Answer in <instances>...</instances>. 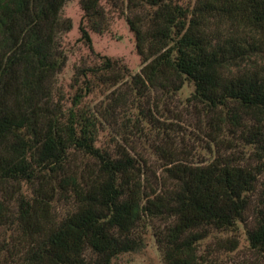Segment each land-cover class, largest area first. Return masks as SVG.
<instances>
[{
    "label": "trees",
    "instance_id": "trees-1",
    "mask_svg": "<svg viewBox=\"0 0 264 264\" xmlns=\"http://www.w3.org/2000/svg\"><path fill=\"white\" fill-rule=\"evenodd\" d=\"M99 1L81 2L85 18L101 16ZM65 2L0 0V227L20 232L13 261L110 264L139 247L134 233L144 219H159L166 224L155 238L165 264H195L198 242L241 219L256 174L225 161H169L164 190L156 192L126 150L111 155L96 147L95 123L78 107L85 94L76 93L66 112L52 102L55 76L66 62L55 38L71 28L60 21ZM126 6L143 63L131 78L133 89L173 94L190 82L193 99L210 110L233 105L232 126L245 127L240 113L254 118L251 136L264 144V0H126ZM79 29L93 52L88 32ZM96 56L101 68L84 77L101 70L113 83L125 78L118 60ZM72 153L95 160V168L71 167ZM57 197L76 205L60 222L52 212ZM259 216L248 233L255 250L264 249V213ZM228 246L234 250L235 241Z\"/></svg>",
    "mask_w": 264,
    "mask_h": 264
},
{
    "label": "rangeland",
    "instance_id": "rangeland-1",
    "mask_svg": "<svg viewBox=\"0 0 264 264\" xmlns=\"http://www.w3.org/2000/svg\"><path fill=\"white\" fill-rule=\"evenodd\" d=\"M82 1L66 0L60 11V21H69L71 28L59 31L55 38V46L66 62L54 79L53 104L57 103L66 112L73 107L76 93L85 94L78 107L95 123L96 147L111 155L126 150L142 167L146 185L156 192L164 190L169 161L191 165L225 161L255 172L256 182L247 194L248 207L241 219L232 229L211 231L198 242L195 264H264V249H252L248 240L249 231L257 227L259 213H264V144L251 136L257 121L240 113L245 127L232 126L228 109L233 105L229 103L226 108L210 110L193 99L194 86L190 82H185L173 94L149 88L138 94L131 78L139 74L143 63L127 23L131 13L126 0H100L101 16L93 20L84 17ZM176 1L182 5L194 3V0ZM80 25L91 38L93 52L81 40ZM96 54L118 60L127 69L125 78L113 83L107 79L110 74L101 70L96 77H84L82 73L87 69L101 68ZM86 82L90 83L87 90L84 88ZM259 124L264 138V118ZM69 165L78 169L87 165L95 168L96 161L72 153ZM22 190L30 193L26 185ZM75 211L76 205L71 199L58 198L53 203L56 222ZM165 224L159 219H144L134 233L140 241L139 247L116 256L110 264H165L155 238V233ZM19 235V231L0 227V264H21V261H13L10 254ZM230 241L236 243L232 251L227 249ZM88 255L94 259V255Z\"/></svg>",
    "mask_w": 264,
    "mask_h": 264
}]
</instances>
